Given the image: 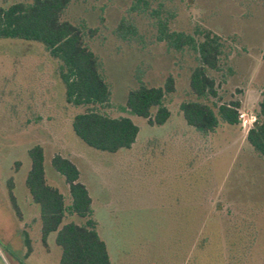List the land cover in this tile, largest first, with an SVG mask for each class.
Segmentation results:
<instances>
[{
  "label": "rangeland",
  "instance_id": "1",
  "mask_svg": "<svg viewBox=\"0 0 264 264\" xmlns=\"http://www.w3.org/2000/svg\"><path fill=\"white\" fill-rule=\"evenodd\" d=\"M17 1L27 0H0V6ZM134 1L72 0L62 13V19L96 28L85 43L111 88L104 110L129 116L139 128L132 146L114 153L74 134L70 122L82 108L65 102L58 61L38 42L0 38V264L59 261L56 233L42 244L39 206L25 185L27 151L35 144L43 148L47 182L66 204L68 187L51 158L60 154L77 166L111 264H264V159L246 142L240 121H220L208 134L186 124L179 104L196 100L189 90L196 54L155 39L156 17L167 18L172 30L219 34V68L207 71L217 95L200 100L214 111L237 100L238 113L257 117L264 90V0H147L143 12L130 10ZM121 18L136 26L137 36L117 35ZM169 75L175 90L165 97L170 116L163 124L120 110L137 77L162 86ZM10 179L21 218L8 200ZM69 221L84 219L66 215L62 223Z\"/></svg>",
  "mask_w": 264,
  "mask_h": 264
},
{
  "label": "trees",
  "instance_id": "2",
  "mask_svg": "<svg viewBox=\"0 0 264 264\" xmlns=\"http://www.w3.org/2000/svg\"><path fill=\"white\" fill-rule=\"evenodd\" d=\"M71 1L27 0L0 6V38L38 42L52 59L58 61V77L64 85L65 102L82 108L72 116L71 128L86 145L110 153L128 149L135 142L139 128L129 116H111L104 110L111 102V88L101 72L98 57L85 43V38L92 37L97 30L84 22L75 24L62 19V13ZM146 5L147 0H135L130 10L143 12ZM156 19V41L164 42L168 49L182 51L187 48L196 54L198 63L189 75V90L196 100L179 104L186 124L201 134L213 132L220 121L238 124L239 101L220 103L215 105L214 111L207 102L200 100L217 95L215 80L207 71L219 68L222 37L206 28L196 29L194 33L172 30L167 18ZM116 33L128 40L137 36L138 31L133 23L121 18ZM137 78L138 85L127 92L120 110L146 119L149 125L163 124L170 116L164 100L175 90L174 78L169 75L162 86H148ZM245 140L253 152L264 159V90L258 102L257 120L248 129ZM27 153L30 167L25 185L32 201L39 206L42 244L46 245L48 234L55 232V243L61 250L58 264H111L106 245L97 232V222L92 217V198L79 180L77 166L60 154L51 158L52 168L68 187L70 201L66 204L63 193L46 180L41 145L31 146ZM7 188L10 206L21 218L11 179ZM66 215L79 216L84 222L62 223ZM24 243L30 248L28 237L24 238Z\"/></svg>",
  "mask_w": 264,
  "mask_h": 264
},
{
  "label": "built area",
  "instance_id": "3",
  "mask_svg": "<svg viewBox=\"0 0 264 264\" xmlns=\"http://www.w3.org/2000/svg\"><path fill=\"white\" fill-rule=\"evenodd\" d=\"M238 120L240 121L241 126L248 131V129L256 122L257 117L253 113L239 112Z\"/></svg>",
  "mask_w": 264,
  "mask_h": 264
}]
</instances>
